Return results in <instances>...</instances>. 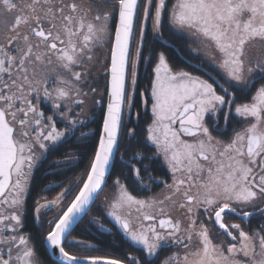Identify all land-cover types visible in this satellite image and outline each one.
I'll use <instances>...</instances> for the list:
<instances>
[{
    "label": "snow or ice",
    "instance_id": "obj_1",
    "mask_svg": "<svg viewBox=\"0 0 264 264\" xmlns=\"http://www.w3.org/2000/svg\"><path fill=\"white\" fill-rule=\"evenodd\" d=\"M41 247L264 264V0H0V264Z\"/></svg>",
    "mask_w": 264,
    "mask_h": 264
},
{
    "label": "trees",
    "instance_id": "obj_2",
    "mask_svg": "<svg viewBox=\"0 0 264 264\" xmlns=\"http://www.w3.org/2000/svg\"><path fill=\"white\" fill-rule=\"evenodd\" d=\"M170 55L172 56V58H173V60L175 61L176 64H178L180 66H184L183 65V60H182L180 55H177L174 52H170ZM96 127H97V125H96ZM63 150L64 149H61V151H63ZM57 158H58V155H56V154H53L52 156L49 157L50 160L57 159ZM91 210H92V212H96V208L95 207H93ZM253 223H255V221H253ZM30 229L32 231H35V228L31 227V225H30ZM77 231H79V229H77ZM108 239L110 240L111 238H108ZM122 247H123V245H122ZM40 255L43 258L44 264H54V262L49 258V256L45 254L43 247L40 248Z\"/></svg>",
    "mask_w": 264,
    "mask_h": 264
},
{
    "label": "flooded vegetation",
    "instance_id": "obj_3",
    "mask_svg": "<svg viewBox=\"0 0 264 264\" xmlns=\"http://www.w3.org/2000/svg\"><path fill=\"white\" fill-rule=\"evenodd\" d=\"M145 75H146V73L144 72V66H143V64H142V65H141V75H140V87H143L144 84L146 83ZM89 128H96V125H95V124H90V125H89ZM127 147H128V142H127V141H123V142H122V149H123V148H127ZM127 155H128V156H131V155H132V152L129 151V152L127 153ZM117 157H119V153H117ZM80 168H83V165H81ZM79 170H80V169H76L77 172H78ZM118 171H119V167L117 166L116 168L113 169V177H112V178L115 177V174H116ZM112 178H109V180H108V184H109V185H111ZM107 190H108V189H106V191H107ZM56 191H58V189H57ZM155 191H159V188H156ZM53 194H54V193H53ZM102 194H103V193H102ZM96 212H97V209H96ZM237 222H238V221H237ZM26 230H28V229H26ZM35 231H38V229H35ZM35 231H34V232H35ZM126 246H127V245H123V247H126Z\"/></svg>",
    "mask_w": 264,
    "mask_h": 264
},
{
    "label": "water",
    "instance_id": "obj_4",
    "mask_svg": "<svg viewBox=\"0 0 264 264\" xmlns=\"http://www.w3.org/2000/svg\"><path fill=\"white\" fill-rule=\"evenodd\" d=\"M50 259H51V260L54 262V259H55V258H54V257H52V258H50Z\"/></svg>",
    "mask_w": 264,
    "mask_h": 264
},
{
    "label": "rangeland",
    "instance_id": "obj_5",
    "mask_svg": "<svg viewBox=\"0 0 264 264\" xmlns=\"http://www.w3.org/2000/svg\"><path fill=\"white\" fill-rule=\"evenodd\" d=\"M103 195H104V194H101V198H103Z\"/></svg>",
    "mask_w": 264,
    "mask_h": 264
}]
</instances>
